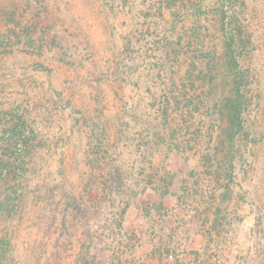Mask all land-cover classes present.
I'll use <instances>...</instances> for the list:
<instances>
[{
	"label": "rangeland",
	"instance_id": "374dc122",
	"mask_svg": "<svg viewBox=\"0 0 264 264\" xmlns=\"http://www.w3.org/2000/svg\"><path fill=\"white\" fill-rule=\"evenodd\" d=\"M230 47L246 73L245 160L232 223L210 243L199 201L218 185L193 128L211 119L185 104L231 86ZM62 218L108 264H264V0H0V264H72L53 246Z\"/></svg>",
	"mask_w": 264,
	"mask_h": 264
},
{
	"label": "trees",
	"instance_id": "16d2710c",
	"mask_svg": "<svg viewBox=\"0 0 264 264\" xmlns=\"http://www.w3.org/2000/svg\"><path fill=\"white\" fill-rule=\"evenodd\" d=\"M6 41L8 37L4 38ZM234 36H231L229 33V40L233 45ZM229 53L226 54V59L229 64H231V73L233 74L231 86L226 90H220V82L218 83L219 94L217 95V99H213L211 95L213 89L204 93H201L203 99L195 96L193 100L186 102L185 109L188 110L187 115L191 118V116L197 111H204L211 119L209 124H205L207 126L201 125L199 123L197 126L194 125L193 130L195 131V136H202V130L207 129L206 138L208 140L205 143H201L199 145L206 146L201 148L204 153L202 158L206 161L208 167L214 166L215 172L208 171V175H214V183L218 185L215 190L207 191L206 194L202 195L201 200L199 201V205L204 208V212L199 213L204 217L205 224L209 227L207 230V239L210 243H214L215 241H220L221 234L225 233L232 223V217L229 213V202L231 200V195H233L232 185L236 181V177L239 173V163L245 160V151L242 145H239L238 138L244 132L243 124L246 121L245 118V101H244V85L246 79V73L239 61H237L236 56L233 54L232 47L230 50H226ZM3 56L9 55V53H3ZM225 58V57H224ZM208 69L211 71L210 79L215 73V68L212 65H208ZM184 97L180 99L183 100ZM184 119L186 116H182ZM188 117L186 120L188 123L191 122ZM216 117V120L213 118ZM185 121V120H184ZM217 123V124H216ZM200 127V128H199ZM218 129L217 133L216 130ZM245 134V133H244ZM175 136L174 138H177ZM189 137H193L192 134ZM92 141L97 142L100 140H108L109 135L105 130L99 132V134L91 137ZM188 138L184 142V151L190 149V143H188ZM101 144V143H100ZM168 145H173L174 148L179 149V144L176 142H169L167 140ZM182 145V144H181ZM92 154L95 157V161L97 165H101V161L107 165L112 164L114 161V157L110 154L109 150L104 147L102 148L95 146V148L91 149ZM118 178L123 179L118 176ZM11 179H9L10 181ZM145 182H143V181ZM138 183L139 185H144L143 187H147L146 178L144 177ZM157 183L163 182V180H157ZM223 182V183H222ZM148 183H151L150 181ZM104 186L101 188V191H106V186L108 185L106 181L103 182ZM109 187V186H108ZM153 187V186H152ZM110 190V187L108 188ZM119 191L122 194H128L131 196V192L128 190L124 191L122 182L118 187ZM155 190V189H154ZM168 192H161L160 195L163 196ZM231 196V197H230ZM103 198V194L99 199ZM64 210L63 212H68L71 210L77 209V204L72 201L64 202ZM76 206V208H75ZM181 206V205H180ZM205 214H209V216H205ZM73 215V213L71 214ZM57 218H52L53 224L56 223ZM219 222V227H216V223ZM69 227H71V222L62 218V225L59 230H57L58 239L64 238L62 241H57L53 246L57 251L55 253H60V251L65 250L67 248L70 252V258L72 264H108L104 260V254L108 250L105 247H100L99 242H96L93 237H87L88 230L85 229V235L83 239L79 240V235H76L74 231H72ZM227 227V228H224ZM115 231V230H114ZM89 235V233H88ZM117 237L123 239V235L117 233ZM134 239V238H133ZM121 241V240H120Z\"/></svg>",
	"mask_w": 264,
	"mask_h": 264
}]
</instances>
